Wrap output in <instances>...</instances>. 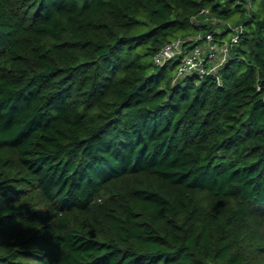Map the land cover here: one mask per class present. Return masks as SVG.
<instances>
[{
    "label": "trees",
    "instance_id": "16d2710c",
    "mask_svg": "<svg viewBox=\"0 0 264 264\" xmlns=\"http://www.w3.org/2000/svg\"><path fill=\"white\" fill-rule=\"evenodd\" d=\"M0 264H264V0H0Z\"/></svg>",
    "mask_w": 264,
    "mask_h": 264
},
{
    "label": "built area",
    "instance_id": "2783aa9c",
    "mask_svg": "<svg viewBox=\"0 0 264 264\" xmlns=\"http://www.w3.org/2000/svg\"><path fill=\"white\" fill-rule=\"evenodd\" d=\"M251 0H248L250 2ZM201 17L211 24L227 25L230 29L229 39L218 44L213 32H197L188 37H177L166 41L158 51L155 52L152 59L157 65H162L169 60H178L176 66L174 81L180 80L189 74H218L220 67L229 57L230 47L238 41L243 31L242 24L232 25L224 20H219L210 15V9L201 8L200 11L191 17V22L198 24ZM187 42L195 45L187 48Z\"/></svg>",
    "mask_w": 264,
    "mask_h": 264
},
{
    "label": "rangeland",
    "instance_id": "374dc122",
    "mask_svg": "<svg viewBox=\"0 0 264 264\" xmlns=\"http://www.w3.org/2000/svg\"><path fill=\"white\" fill-rule=\"evenodd\" d=\"M220 30H221V31H225V30H226L225 26L221 27ZM229 35H230V32L226 34V38L223 39V41L228 40V39H229ZM223 41H218V44H219V45H222Z\"/></svg>",
    "mask_w": 264,
    "mask_h": 264
}]
</instances>
